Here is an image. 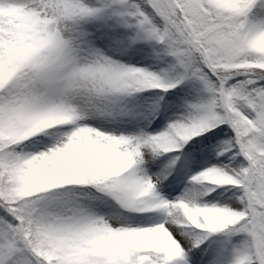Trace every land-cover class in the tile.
Segmentation results:
<instances>
[{
	"label": "snow or ice",
	"instance_id": "snow-or-ice-1",
	"mask_svg": "<svg viewBox=\"0 0 264 264\" xmlns=\"http://www.w3.org/2000/svg\"><path fill=\"white\" fill-rule=\"evenodd\" d=\"M0 264H264V0H0Z\"/></svg>",
	"mask_w": 264,
	"mask_h": 264
}]
</instances>
